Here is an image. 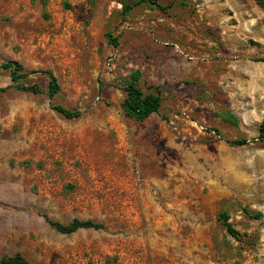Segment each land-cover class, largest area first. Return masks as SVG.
I'll return each instance as SVG.
<instances>
[{"label": "rangeland", "instance_id": "1", "mask_svg": "<svg viewBox=\"0 0 264 264\" xmlns=\"http://www.w3.org/2000/svg\"><path fill=\"white\" fill-rule=\"evenodd\" d=\"M259 60L254 0H0V259L264 264ZM38 71L58 79L53 99ZM134 72L163 97L144 122L122 107ZM45 217L104 229L63 235Z\"/></svg>", "mask_w": 264, "mask_h": 264}, {"label": "trees", "instance_id": "2", "mask_svg": "<svg viewBox=\"0 0 264 264\" xmlns=\"http://www.w3.org/2000/svg\"><path fill=\"white\" fill-rule=\"evenodd\" d=\"M152 3L155 0H143ZM258 6L264 8V0H254ZM128 8V6H126ZM114 41V40H113ZM264 63V60H259ZM3 69L9 70L12 80L16 83L25 77H27V73H25L24 66L17 62V61H9L2 64ZM34 73H42L48 76L49 84H48V92L47 96L49 99H53L56 97L60 91L61 86L58 82L56 76L51 72L46 71H38ZM142 77L141 72H134L128 80L125 81V86L123 88L124 92L126 93V97L122 102V107L124 110L125 115L128 118L134 119L139 122H144L148 118H150L153 114L159 113L162 104H163V97L161 91L158 89L156 92L152 93H145V91L139 86V81ZM21 91L30 92L33 94H40L42 93V89L37 86H19L18 87ZM53 109L60 115L64 116L67 119H76L80 118L83 115L82 111L76 110H69L63 106H54ZM255 142L264 143V121L260 126L259 137L254 139ZM251 141L247 139L238 140L236 142H229L235 146H244L250 143ZM224 225L227 231L234 237L239 236V232H237L232 225L228 222V217L226 215L221 216ZM47 223L55 229L57 232L63 235H71L79 230H102L104 229V225L100 223H96L92 220L81 221V220H74L68 225H64L59 222L51 221L47 217H45ZM0 264H30V262L21 254L17 253L14 256H4L0 259Z\"/></svg>", "mask_w": 264, "mask_h": 264}, {"label": "crops", "instance_id": "3", "mask_svg": "<svg viewBox=\"0 0 264 264\" xmlns=\"http://www.w3.org/2000/svg\"><path fill=\"white\" fill-rule=\"evenodd\" d=\"M83 230H85V229H83ZM88 230H92V229H88ZM75 234V233H74Z\"/></svg>", "mask_w": 264, "mask_h": 264}]
</instances>
